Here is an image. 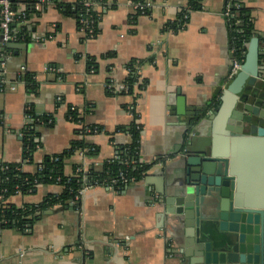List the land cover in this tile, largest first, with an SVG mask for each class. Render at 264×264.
<instances>
[{"label":"crops","instance_id":"obj_1","mask_svg":"<svg viewBox=\"0 0 264 264\" xmlns=\"http://www.w3.org/2000/svg\"><path fill=\"white\" fill-rule=\"evenodd\" d=\"M109 1L116 5L104 11L99 32L87 41L73 15L50 5L34 18L32 34L45 36L44 42H13L5 57L0 52V161L21 162L24 171L33 173L46 155L63 152L80 138L78 125L67 117L75 107L86 125L102 129L83 136L97 146V153L80 149L67 157L66 174L76 164L87 169L114 157L117 144L131 141L118 127L132 123L134 116L141 123L139 157L149 170L120 191L92 185L78 206L47 210L28 233L1 230L0 264H188L184 226L161 213L165 197L181 184L188 135L200 122L208 125L207 117L230 80L233 53L226 0H200L201 7L177 31L165 25L188 0H150L149 12L139 14L129 0ZM243 2L264 51V0ZM88 57L95 59L91 67ZM132 59L147 84L133 93H115L110 84L126 81ZM49 65L61 70L50 71ZM26 71L35 74V90L27 89ZM260 80L264 84V73ZM29 109L53 117L51 125L37 124L39 144L32 160L23 157ZM255 164L257 171L264 161L257 158ZM61 191L60 184L42 183L34 192L16 193L8 200L37 203Z\"/></svg>","mask_w":264,"mask_h":264},{"label":"water","instance_id":"obj_2","mask_svg":"<svg viewBox=\"0 0 264 264\" xmlns=\"http://www.w3.org/2000/svg\"><path fill=\"white\" fill-rule=\"evenodd\" d=\"M260 40L251 37L208 125L188 135L181 184L164 199L161 216L189 238L188 264H264V165L254 168L264 161Z\"/></svg>","mask_w":264,"mask_h":264},{"label":"trees","instance_id":"obj_3","mask_svg":"<svg viewBox=\"0 0 264 264\" xmlns=\"http://www.w3.org/2000/svg\"><path fill=\"white\" fill-rule=\"evenodd\" d=\"M24 2L26 5L25 16L19 17L12 24L14 27L27 29L28 25L35 23L34 18L42 12L36 8L38 0H11L12 8L17 9L18 2ZM54 5L60 9H64L65 13L73 15L77 22V27H81V19L90 17L94 22L92 26L94 28L95 36L99 32V21L108 8L114 7L115 2L109 3L108 0H92L98 1L102 4V9L98 10L95 6H86V0H75L73 3H67L61 0H53ZM143 1V0H139ZM229 3L230 14L226 16L227 25L230 31V39L232 47L235 49V55L241 59L245 58L248 42L251 37L256 34L254 23L252 20L249 9L245 6L243 0H226V5ZM239 3V6L237 5ZM201 7L200 0H188L186 5L180 9L176 18L169 21L165 25V29H171L174 31L179 30L187 23L190 12L192 10ZM1 8V7H0ZM47 8V7H46ZM45 8V9H46ZM44 9V10H45ZM146 8L144 11L138 9L136 12L148 13ZM31 37L25 39L29 41ZM7 47L2 46L0 48L1 53H7ZM89 67L95 63L93 57H88ZM262 66H264V55L262 57ZM135 59H132L128 66L131 69L129 75L126 78V82L129 84L131 92L133 93V85L137 83V87L144 88L147 84L146 79H142L138 83L139 77L135 71ZM27 89L35 90L37 83L35 74L31 71H26L23 75ZM27 115L31 116V121L24 128V149L23 157L28 160H32V154L35 151L39 141L38 130L36 129L39 122L53 124V117L49 115H36L31 109L27 111ZM67 117L72 121L79 120L77 109L71 107L67 111ZM51 120V121H50ZM82 120V119H81ZM88 127L98 129L101 131V126L88 125ZM118 130L131 133V141L128 143L117 144V156L103 161L100 165L88 167L83 170L79 167H83L81 164H76L72 174H66L64 170L65 159L70 155H73L80 149L87 148L86 153L88 155H94L97 153V146L86 142L83 136L72 140L70 145L60 153L48 154L38 164V168L35 172H26L22 169V163L18 161H0V231L5 228H15L21 232L28 233L32 230L35 222L44 214L47 210L53 209L56 206L62 208L69 206H78L79 203V190L82 186L83 180L86 177L90 184H112L117 191L124 188L126 183L123 182L124 178H135L136 182L142 180L149 170L150 165L140 160L139 157V141L141 135V128L132 122L127 126H120ZM86 129L84 130V132ZM80 132L79 128L76 129V134ZM93 132V131H92ZM79 135V134H78ZM116 180L113 182V180ZM57 183L62 186V191L59 193H49L37 203H24L22 205H16L11 203L8 199L10 196L16 193H31L34 192L39 184L42 183ZM172 252V249L170 248Z\"/></svg>","mask_w":264,"mask_h":264},{"label":"built area","instance_id":"obj_4","mask_svg":"<svg viewBox=\"0 0 264 264\" xmlns=\"http://www.w3.org/2000/svg\"><path fill=\"white\" fill-rule=\"evenodd\" d=\"M109 3H113L111 1L108 0ZM129 3L132 7V9L134 10V12H137L138 9H141L142 11H144L146 8L150 9L152 7V2L150 0H143V1H139V0H129ZM36 8L38 10L43 11L46 7L50 6V5H54V1L53 0H38L37 3L35 4ZM85 5L86 6H95L98 10H101L102 4L99 3L98 1H92V0H86L85 1ZM239 6V3L237 4ZM18 8L14 9L12 8V2L11 0H0V48H2V46H6L8 43H13V42H19L22 40H25L28 35L31 37V39L37 41V42H44L46 40V37L43 35H37V34H32L31 30V25L27 26V29H22L19 27H14L12 24L14 23V21H16L19 17L21 16H25V10H26V5L24 2L20 1L17 3ZM17 14H19V17H17ZM230 14V7H229V3L226 5L225 11H224V15L228 16ZM82 26L78 27L79 32L82 35V38L87 41L88 39L92 38L95 36L94 34V28L92 26V23L94 22L90 17H86V18H82L81 20ZM232 53H233V57H232V66H231V71L229 74V78L232 79L240 70L242 63L244 61L245 58L241 59L240 57L235 55V49L232 47ZM2 55L5 57L6 53H2ZM4 63V62H2ZM47 69L50 71H54L56 73H58L61 69L55 65H49L47 66ZM129 71H131V69L129 68ZM135 71L138 74L139 77V82L142 81V77L140 76L138 69L135 68ZM110 87H112V90L115 93H120V92H125V93H132L129 84L124 80L123 82H118V83H112L110 84ZM133 91L135 89H137V83L135 85H133ZM72 109H75V107H71ZM128 111H130V113H132V115L134 114L133 112V106L130 105L128 107ZM80 118V117H79ZM75 122V121H74ZM137 127L141 128V123L139 118L136 116H134V121H133ZM76 124L78 125V128L80 130V132L78 133L79 136H85L86 134L89 133H97V128L95 127L94 129L88 127V125H86L84 123L83 120L79 119L76 121ZM86 129V131L84 132V130ZM93 131V132H92ZM130 135V137L132 136L131 133H128ZM132 138V137H131ZM87 148L81 149V151H86ZM116 153H117V149H116ZM117 156V154L115 155ZM81 168H83V170H85V167H79L78 170H80ZM116 180L114 179L113 182H115ZM123 182L126 184L129 183H134L136 182L135 178L132 177L131 179L128 178H124ZM93 184H90V182L88 181V179L85 177L82 183V186L79 190V197L81 198V196L83 195V193L86 191V189H88L89 187H91ZM111 189H115L114 186L112 184L110 185H106ZM79 198V199H80ZM172 244L170 241H168L167 243V254L171 255L170 253V248H171Z\"/></svg>","mask_w":264,"mask_h":264}]
</instances>
